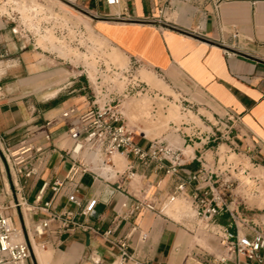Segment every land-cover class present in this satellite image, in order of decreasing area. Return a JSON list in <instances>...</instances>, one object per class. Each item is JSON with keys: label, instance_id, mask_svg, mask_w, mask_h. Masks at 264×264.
<instances>
[{"label": "crops", "instance_id": "1", "mask_svg": "<svg viewBox=\"0 0 264 264\" xmlns=\"http://www.w3.org/2000/svg\"><path fill=\"white\" fill-rule=\"evenodd\" d=\"M81 5L87 14L100 16L119 14L126 8L130 20L77 14L101 41L127 59L162 74L168 87L197 106L209 103L237 117L234 140L240 153L264 170V0H123L115 8L106 7L101 0H81ZM58 64L51 55L32 48L18 35L12 21L0 15V135L14 147L31 142L45 148L37 173L20 179L28 202L33 201L43 181L64 179L70 161L59 156L73 148L67 130L89 108L84 81L64 76ZM72 106L75 113L62 118L61 113ZM44 135L50 140L45 141ZM138 143L147 145L141 139ZM199 148L195 144L192 154L184 151L186 172L197 170L193 157L201 152ZM133 170L131 180L122 170V175L116 176L103 177L102 173L101 179L89 174L76 177V198L82 203L96 201L94 211L99 217L90 219L92 225L108 228L121 203L131 196L139 198L141 191L146 190V198L154 201L170 192L171 177L137 166ZM70 190L58 195L47 190L43 199L60 210ZM13 202L9 176L0 163V212L23 229L18 211L8 208ZM177 216L176 211L169 217L140 211L116 223L109 240L126 237L136 257L151 264H182L185 239ZM241 216L260 225L264 223V208L258 213L243 211ZM23 218L29 227L37 216L28 217L24 212ZM216 222L227 225L228 216L219 215ZM199 237L197 240L205 243L202 231ZM44 241L45 248L34 249L25 264H40L38 256L41 264H109L117 255L112 243L91 233L77 232L61 237L60 242L45 237ZM241 264L258 263L241 259Z\"/></svg>", "mask_w": 264, "mask_h": 264}, {"label": "built area", "instance_id": "2", "mask_svg": "<svg viewBox=\"0 0 264 264\" xmlns=\"http://www.w3.org/2000/svg\"><path fill=\"white\" fill-rule=\"evenodd\" d=\"M60 1L73 12L87 14L81 0ZM101 1L106 7L115 8L123 0ZM87 15L95 19L130 20L126 8L115 15ZM14 27L18 35L27 41L18 27L15 25ZM30 45L38 49L32 41ZM135 61L143 65L138 60ZM116 98L115 95L105 98L100 94L90 98L89 108L81 113L76 123L67 130L73 148L59 156L62 160L70 161L64 179L53 178L43 181L32 202H28L22 195L20 179L29 178L37 173L43 161L45 148L31 142H22L14 147L8 139L0 135V163L9 176L14 197L12 206L8 208L18 211L23 227V229L20 226L16 227L9 215L0 212V264H25L34 249L45 248V237L60 242L61 237H71L77 232L91 233L112 243L117 249V255L109 264H151L136 257L128 247L126 237L111 240L109 238L119 221H127L140 211L167 217L165 212L172 209L177 201L187 205L192 213L191 219L197 221L199 229L213 235L218 242L224 253V256L218 259V264H241V259L264 264V229L261 228L264 227V223L258 225L242 217L241 213L251 208H248L245 202L246 197L241 198L238 193H234L241 185L239 176L242 178L246 176L245 165L240 162L235 164L229 160L230 149L240 153L234 140L236 135L226 151L217 149L212 155L211 152L202 150L196 158L193 157L198 163L197 170L186 172L184 166L187 155L184 151L188 150L192 154L195 144L205 145L214 136L211 129L205 127L206 130L203 132L197 130L199 137L193 132L185 133V140L183 137L167 142L165 137L149 138L146 134L136 133L134 127L128 124ZM75 111L73 106L69 107L61 113V117L68 118ZM226 114L238 127V118ZM193 137L199 140L198 144L192 141ZM43 138L45 141L50 140L49 135H44ZM138 139L145 140L147 145L141 147ZM115 159L123 162L122 169L116 166ZM135 166L171 177L174 183L170 192L164 199L154 201L146 198V190L141 191L139 198L131 196L130 200L121 203L108 228L102 229L100 226L92 225L90 219L97 220L99 217L91 216L95 212L96 201L82 203L76 198L78 193L76 177L89 174L94 179H101L102 171H106L111 176L124 174L131 180ZM259 186V177L251 175L247 177L243 189L253 194L257 193L255 189ZM66 188L71 190L65 194V205L60 210H54L52 202L43 199L47 190L58 195ZM1 210L5 211L6 207ZM24 212L28 217L37 216L31 220L29 227L25 225ZM223 214L228 216L227 225L216 222V217ZM133 231L134 228L131 229V232Z\"/></svg>", "mask_w": 264, "mask_h": 264}, {"label": "rangeland", "instance_id": "3", "mask_svg": "<svg viewBox=\"0 0 264 264\" xmlns=\"http://www.w3.org/2000/svg\"><path fill=\"white\" fill-rule=\"evenodd\" d=\"M0 15L12 21L29 44L32 41L38 50L54 57L64 76L84 81L90 98L97 94L105 98L117 96L128 124L136 133L151 138L165 137L171 142L183 137L185 140V133L193 132L199 137L197 130L203 132L209 127L214 136L205 145L200 144L198 150L213 155L217 149L230 148L238 127L229 115L209 103L201 102L203 107L197 106L181 92L168 87L162 74L113 50L89 29L82 15L68 9L60 0H0ZM192 141L198 144L199 140ZM228 155L231 162L246 166V176H239L241 185L234 193L246 197L245 202L251 208L248 211L258 213L264 208V170L237 151L230 149ZM118 163L122 169L123 162ZM251 175H257L260 180L257 193L253 194L243 189ZM182 205L177 202V210L182 212ZM196 222L184 218L182 226H178L185 239L182 264H218V259L224 256L223 250L210 233H206L205 243L197 240L201 229Z\"/></svg>", "mask_w": 264, "mask_h": 264}, {"label": "bare ground", "instance_id": "4", "mask_svg": "<svg viewBox=\"0 0 264 264\" xmlns=\"http://www.w3.org/2000/svg\"><path fill=\"white\" fill-rule=\"evenodd\" d=\"M102 173H103L102 174L103 177L108 176V173L106 171H102ZM177 202L181 203L180 201H177ZM177 202H175V204L173 205L172 209H170V210H168V211L165 212L166 216L169 217V213L176 211L178 213V216L176 218L177 219L176 222H179V221L182 222V220L184 218H191L192 213H191L189 207L183 203V205H182V210L183 211L182 212H184V213H182L181 211L177 210V208H176V203ZM171 219L175 221V219H173V218H171ZM189 229H192V226L191 225H189ZM202 232H203L204 235H206V233L204 231H202ZM38 261L41 264V261H40V257L39 256H38Z\"/></svg>", "mask_w": 264, "mask_h": 264}, {"label": "water", "instance_id": "5", "mask_svg": "<svg viewBox=\"0 0 264 264\" xmlns=\"http://www.w3.org/2000/svg\"><path fill=\"white\" fill-rule=\"evenodd\" d=\"M97 215H98V214H96V213L94 212V213H92V215H91V216H92L93 218H96V217H97Z\"/></svg>", "mask_w": 264, "mask_h": 264}]
</instances>
